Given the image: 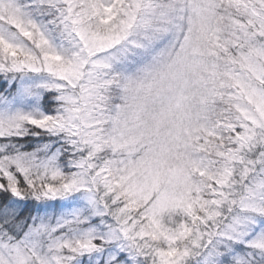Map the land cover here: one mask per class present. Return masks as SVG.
I'll list each match as a JSON object with an SVG mask.
<instances>
[{"label":"snow or ice","instance_id":"obj_1","mask_svg":"<svg viewBox=\"0 0 264 264\" xmlns=\"http://www.w3.org/2000/svg\"><path fill=\"white\" fill-rule=\"evenodd\" d=\"M0 264H264V0H0Z\"/></svg>","mask_w":264,"mask_h":264}]
</instances>
